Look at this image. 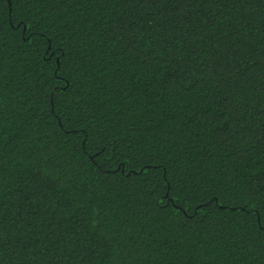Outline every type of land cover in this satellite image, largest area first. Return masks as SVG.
Returning <instances> with one entry per match:
<instances>
[{
  "label": "trees",
  "instance_id": "obj_1",
  "mask_svg": "<svg viewBox=\"0 0 264 264\" xmlns=\"http://www.w3.org/2000/svg\"><path fill=\"white\" fill-rule=\"evenodd\" d=\"M261 189L264 0H0V264H264Z\"/></svg>",
  "mask_w": 264,
  "mask_h": 264
},
{
  "label": "snow or ice",
  "instance_id": "obj_2",
  "mask_svg": "<svg viewBox=\"0 0 264 264\" xmlns=\"http://www.w3.org/2000/svg\"><path fill=\"white\" fill-rule=\"evenodd\" d=\"M261 192H264V189H261L260 190ZM253 195H256V194H259V193H257V192H254V193H252ZM177 213L179 214V210H177Z\"/></svg>",
  "mask_w": 264,
  "mask_h": 264
},
{
  "label": "water",
  "instance_id": "obj_3",
  "mask_svg": "<svg viewBox=\"0 0 264 264\" xmlns=\"http://www.w3.org/2000/svg\"><path fill=\"white\" fill-rule=\"evenodd\" d=\"M26 31V26H24V32Z\"/></svg>",
  "mask_w": 264,
  "mask_h": 264
}]
</instances>
